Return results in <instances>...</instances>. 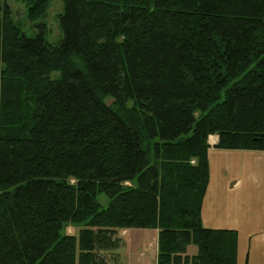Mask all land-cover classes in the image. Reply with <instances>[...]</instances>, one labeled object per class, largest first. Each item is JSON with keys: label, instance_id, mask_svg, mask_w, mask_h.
<instances>
[{"label": "trees", "instance_id": "obj_1", "mask_svg": "<svg viewBox=\"0 0 264 264\" xmlns=\"http://www.w3.org/2000/svg\"><path fill=\"white\" fill-rule=\"evenodd\" d=\"M61 1L59 44L0 3V264H108L123 229L157 230V264H236L201 223L207 139L264 151V0Z\"/></svg>", "mask_w": 264, "mask_h": 264}, {"label": "crops", "instance_id": "obj_2", "mask_svg": "<svg viewBox=\"0 0 264 264\" xmlns=\"http://www.w3.org/2000/svg\"><path fill=\"white\" fill-rule=\"evenodd\" d=\"M217 141L216 135L207 139L209 180L201 206V223L208 229L237 232L236 264H264V151L219 150L214 148ZM155 231L153 244L149 245L152 250L148 252L143 246L137 249L141 253L133 256L135 251L126 248L132 231L123 229L118 236L119 248L106 255L108 264H124L129 255L130 260L135 258L134 264H157Z\"/></svg>", "mask_w": 264, "mask_h": 264}, {"label": "rangeland", "instance_id": "obj_3", "mask_svg": "<svg viewBox=\"0 0 264 264\" xmlns=\"http://www.w3.org/2000/svg\"><path fill=\"white\" fill-rule=\"evenodd\" d=\"M1 4H6L7 9L10 10V16L15 21L16 24L19 25L20 30L22 33L27 37H34L38 34H42L44 39L52 44H59V42L62 39V33L60 30V26L58 23L57 16L62 13L63 11V3L61 0H51L49 2L47 11L45 15L42 18H39L35 21H29L27 19V6L28 4L23 0H0ZM54 76H57L58 73L53 74ZM108 103L111 102V100H107ZM99 203L105 207L106 206V198L104 195H99L98 197ZM122 230L117 231V236H119L120 232ZM129 231H132L131 237V243L126 248H129L130 251H135L133 256L141 253V251L138 252V248H141L145 246L147 248V251H151L152 249L149 247L150 244H153L154 236L153 234L156 233L155 230H138V229H129ZM65 232L67 234L76 235L78 232V228L75 227H67ZM141 233V234H138ZM137 235H141L139 238ZM264 246V244H262ZM259 246L260 249H262L263 246ZM128 252V253H129ZM197 252V248L194 245H189L187 247V255H194ZM127 253V254H128ZM130 258V255H129ZM129 258L124 259V264H134L135 258L131 257V260ZM255 262H258V255L254 259Z\"/></svg>", "mask_w": 264, "mask_h": 264}]
</instances>
